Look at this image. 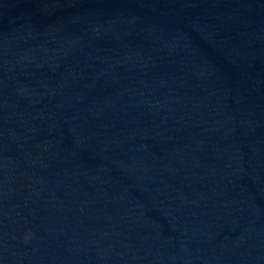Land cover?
I'll use <instances>...</instances> for the list:
<instances>
[{
	"label": "water",
	"instance_id": "95a60500",
	"mask_svg": "<svg viewBox=\"0 0 264 264\" xmlns=\"http://www.w3.org/2000/svg\"><path fill=\"white\" fill-rule=\"evenodd\" d=\"M0 264H264V0H0Z\"/></svg>",
	"mask_w": 264,
	"mask_h": 264
}]
</instances>
